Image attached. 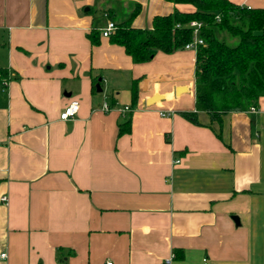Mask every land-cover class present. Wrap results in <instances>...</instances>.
<instances>
[{
    "label": "crops",
    "instance_id": "1",
    "mask_svg": "<svg viewBox=\"0 0 264 264\" xmlns=\"http://www.w3.org/2000/svg\"><path fill=\"white\" fill-rule=\"evenodd\" d=\"M136 3L140 29L194 9L0 0V264H264V97L222 124L183 116L196 112V50L135 63L102 34ZM73 100L77 115L61 120Z\"/></svg>",
    "mask_w": 264,
    "mask_h": 264
},
{
    "label": "trees",
    "instance_id": "2",
    "mask_svg": "<svg viewBox=\"0 0 264 264\" xmlns=\"http://www.w3.org/2000/svg\"><path fill=\"white\" fill-rule=\"evenodd\" d=\"M191 5L192 11L175 10L170 15L156 16L152 28H134L132 20L141 10L140 4L124 21L115 23L110 41L120 45L135 63L150 61L158 51L173 53L186 48L194 31L190 23L202 22L196 48L195 106L196 112H183L189 120L199 123L197 112L209 114L212 121L222 124L223 116L235 111L257 108L264 97V8L248 7L230 0H169ZM226 30L237 39L230 45L216 36L215 29ZM92 44L99 43V32L93 30ZM0 69V80L7 79ZM132 98L138 99L135 81ZM111 107V106H110ZM130 131V121L120 124L119 134Z\"/></svg>",
    "mask_w": 264,
    "mask_h": 264
},
{
    "label": "built area",
    "instance_id": "3",
    "mask_svg": "<svg viewBox=\"0 0 264 264\" xmlns=\"http://www.w3.org/2000/svg\"><path fill=\"white\" fill-rule=\"evenodd\" d=\"M203 23L202 22H199V21H192L190 23V26L193 28V31H194V35H193V39L191 42H189L187 45H186V48L187 49H195L198 47L199 44H202L203 43V39L200 38L199 34H200V29L202 27ZM115 30V23L111 20L108 21V24L106 26V28L103 30L102 34L103 36L105 37H109ZM80 109V102L77 101V100H73L65 109L64 111L61 113L60 115V119L63 120V121H68L70 119H73L78 111ZM104 111H110L111 110V107L109 104L105 103L104 104V108H103ZM131 110L130 107L126 106L124 107L121 112H125V111H129ZM256 108L255 107H252L250 109V111H255ZM173 111L169 112L168 114H172ZM161 115H167V113H161ZM179 162V161H177ZM3 201H7V197H3L2 198ZM2 257H5L6 254L3 253L1 255ZM175 255H171L170 258L166 259L164 261V264H171L172 263V260L174 259ZM62 264V263H60ZM108 264H112V263H108ZM163 264V263H162ZM205 264H210L207 260H205Z\"/></svg>",
    "mask_w": 264,
    "mask_h": 264
},
{
    "label": "rangeland",
    "instance_id": "4",
    "mask_svg": "<svg viewBox=\"0 0 264 264\" xmlns=\"http://www.w3.org/2000/svg\"><path fill=\"white\" fill-rule=\"evenodd\" d=\"M95 13H98L99 17L102 16V10L100 8H97ZM215 32H216V36L219 39H225L232 46L237 44V39L231 36L226 30L216 28Z\"/></svg>",
    "mask_w": 264,
    "mask_h": 264
},
{
    "label": "water",
    "instance_id": "5",
    "mask_svg": "<svg viewBox=\"0 0 264 264\" xmlns=\"http://www.w3.org/2000/svg\"><path fill=\"white\" fill-rule=\"evenodd\" d=\"M98 87H99V85H98ZM99 91H101V88L99 89ZM155 100H157V96L151 98V99L149 100V103H153ZM234 220H235L237 223H239V219H238V217H235Z\"/></svg>",
    "mask_w": 264,
    "mask_h": 264
}]
</instances>
